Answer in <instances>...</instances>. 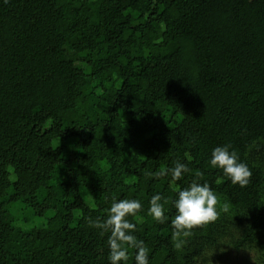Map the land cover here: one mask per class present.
<instances>
[{
  "label": "trees",
  "instance_id": "obj_1",
  "mask_svg": "<svg viewBox=\"0 0 264 264\" xmlns=\"http://www.w3.org/2000/svg\"><path fill=\"white\" fill-rule=\"evenodd\" d=\"M194 179L228 210L176 249L149 199ZM113 198L148 264H264V0H0V264H109Z\"/></svg>",
  "mask_w": 264,
  "mask_h": 264
},
{
  "label": "clouds",
  "instance_id": "obj_2",
  "mask_svg": "<svg viewBox=\"0 0 264 264\" xmlns=\"http://www.w3.org/2000/svg\"><path fill=\"white\" fill-rule=\"evenodd\" d=\"M208 162L212 167L220 169L231 184L244 187L249 183L252 172L247 164L240 161L237 151L230 144L214 146ZM187 172V165L178 160L174 167L156 175L170 173L172 181H178ZM168 204L175 209V217L170 224L171 237L176 249L184 246L186 238L192 235V229L215 222L221 211L228 210L226 203L218 209L216 193L207 181L200 182L197 179L191 181L186 187L177 188L174 198L162 196L159 192L153 194L149 199L147 213L154 222L165 223L168 220L166 215ZM142 208L143 205L139 199L113 198L107 209L106 219L95 225L109 232L107 240L109 264H128L130 250H133L135 264H148L150 250L142 239L137 238L136 224L128 219V217L136 216Z\"/></svg>",
  "mask_w": 264,
  "mask_h": 264
}]
</instances>
